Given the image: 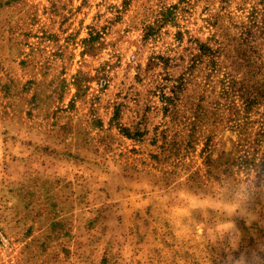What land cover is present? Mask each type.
Returning <instances> with one entry per match:
<instances>
[{
    "label": "rangeland",
    "instance_id": "1",
    "mask_svg": "<svg viewBox=\"0 0 264 264\" xmlns=\"http://www.w3.org/2000/svg\"><path fill=\"white\" fill-rule=\"evenodd\" d=\"M0 264H264V0H0Z\"/></svg>",
    "mask_w": 264,
    "mask_h": 264
}]
</instances>
